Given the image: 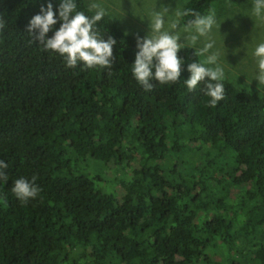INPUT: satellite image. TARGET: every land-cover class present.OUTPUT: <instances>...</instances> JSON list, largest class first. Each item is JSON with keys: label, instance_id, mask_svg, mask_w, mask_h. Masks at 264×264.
<instances>
[{"label": "trees", "instance_id": "obj_1", "mask_svg": "<svg viewBox=\"0 0 264 264\" xmlns=\"http://www.w3.org/2000/svg\"><path fill=\"white\" fill-rule=\"evenodd\" d=\"M48 2L0 0V264H264V94L224 79L209 107L206 82L184 84L202 61L191 48L178 82L145 91L137 36L107 15L96 27L117 41L113 67L67 68L29 43ZM34 175L41 192L22 204L14 181Z\"/></svg>", "mask_w": 264, "mask_h": 264}, {"label": "clouds", "instance_id": "obj_2", "mask_svg": "<svg viewBox=\"0 0 264 264\" xmlns=\"http://www.w3.org/2000/svg\"><path fill=\"white\" fill-rule=\"evenodd\" d=\"M87 8L93 13L91 16L77 10L76 0H60L58 12L59 21L62 23L49 38L48 33L53 31L58 19L51 0L46 7L42 4L40 13L34 15L27 25V33L31 37L29 43L38 44L41 51L58 54L63 58L67 68H76L82 64L83 69H111L116 60L113 47L117 41L112 36L105 39L96 27L107 11L96 0H92ZM187 16L194 19L182 23L183 18ZM250 17L255 22H264V0H252ZM148 21L150 29L148 34L136 37L138 50L131 68L136 82L145 91L153 89L152 80L161 85L178 82L184 64V60L178 54L182 49L191 48L195 50V56L205 59L188 64L190 76L184 80V84L191 92L200 82H206L204 93L210 98L208 106L216 107L217 103L224 99L225 93L224 68L218 63L219 52L213 51L215 40L210 37L213 27L217 24L216 10L212 8L206 14H201L194 9L181 8L179 5L174 10L161 6L159 10L153 9ZM5 27L6 21L0 16V31ZM202 38L203 46L197 48L196 45ZM181 39L183 43L180 42ZM253 56L258 69L254 80L259 82L260 91L261 86H264V42L257 44ZM7 168L8 164L0 160V181L8 180L5 171ZM36 180L37 177L34 175L31 180L21 177L14 181L12 192L22 204L39 196L41 188Z\"/></svg>", "mask_w": 264, "mask_h": 264}, {"label": "rangeland", "instance_id": "obj_3", "mask_svg": "<svg viewBox=\"0 0 264 264\" xmlns=\"http://www.w3.org/2000/svg\"><path fill=\"white\" fill-rule=\"evenodd\" d=\"M85 1L87 4L92 2V0ZM186 1L96 0L121 30L140 37L146 36L150 31L148 17L153 9L159 10L161 6H167L170 10H174L177 5L183 8ZM212 8L216 10L217 24L213 27L210 37L215 40L213 51L219 52L218 63L224 68L225 79L239 89L264 94V86L258 91L259 82L254 80L258 69L253 56L257 44L264 42V22H255L250 17L252 0L237 2L220 0L212 3L209 10ZM180 42L183 43V39ZM203 43L202 38L196 47H202ZM200 58L202 61L205 59V57Z\"/></svg>", "mask_w": 264, "mask_h": 264}]
</instances>
